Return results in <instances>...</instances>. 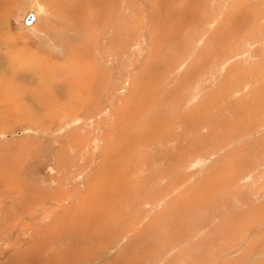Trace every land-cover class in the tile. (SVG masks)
<instances>
[{"label":"rangeland","instance_id":"obj_1","mask_svg":"<svg viewBox=\"0 0 264 264\" xmlns=\"http://www.w3.org/2000/svg\"><path fill=\"white\" fill-rule=\"evenodd\" d=\"M188 1L0 0V264H264V0Z\"/></svg>","mask_w":264,"mask_h":264},{"label":"bare ground","instance_id":"obj_2","mask_svg":"<svg viewBox=\"0 0 264 264\" xmlns=\"http://www.w3.org/2000/svg\"><path fill=\"white\" fill-rule=\"evenodd\" d=\"M88 1V0H87ZM172 1V0H171ZM174 1V0H173ZM35 2V1H34ZM187 2H189L188 0H187ZM39 3V2H38ZM41 3H39V5H40ZM87 4V3H86ZM89 4V3H88ZM176 4V3H175ZM185 4V3H184ZM78 5H80V4H78ZM90 5V4H89ZM197 5V4H196ZM43 6V5H42ZM44 7V6H43ZM182 7H184V5L182 6ZM88 9H90L89 8V6L87 7ZM43 9V8H42ZM75 9H76V7H75ZM77 9H78V7H77ZM92 9H94V6H93V8ZM154 9V8H153ZM187 9V8H186ZM185 9V10H186ZM40 10V9H39ZM166 10V9H165ZM179 10V9H178ZM95 11V10H94ZM169 11V10H168ZM182 11H183V8H181L180 10H179V12L181 13V14H183L182 13ZM188 11V10H187ZM186 11V12H187ZM190 11V10H189ZM45 12V11H44ZM63 12V11H62ZM80 13H81V15L78 13V15H77V20L75 19V14H74V16L72 17L71 15H70V17L68 18L70 21H72V22H74V23H70L71 24V29H72V27L73 26H75L77 29L80 27V25H83L84 24V26H85V24H87L88 26L90 25L92 28H94L93 26H92V24H94V22H88V21H86L85 19H83L84 17H85V15H84V13L82 12V11H79ZM157 12V11H156ZM176 12V11H175ZM174 12V13H175ZM178 12V11H177ZM185 12V13H186ZM46 13V12H45ZM44 13V14H45ZM71 13H74L73 11L71 12ZM163 13V12H162ZM28 14V13H27ZM26 14V15H27ZM68 14V13H67ZM155 14V13H154ZM161 14V13H160ZM176 14V13H175ZM178 14V13H177ZM180 14V15H181ZM64 15V14H63ZM162 15V14H161ZM68 16V15H67ZM88 16H89V14H88ZM92 16V15H91ZM159 16V15H158ZM173 16V15H172ZM185 15H183V17H184ZM36 19V18H35ZM171 19L172 18H170V21H171ZM64 20V19H63ZM67 20V19H66ZM78 20H81L80 21V23L78 24ZM173 20V19H172ZM35 21L36 20H34V25H35ZM65 21V20H64ZM69 21V22H70ZM174 21V20H173ZM68 22V21H67ZM69 22L67 23L68 24V26H69ZM172 22V21H171ZM179 22V21H178ZM98 23V22H97ZM168 23V22H167ZM186 23V22H185ZM188 23V22H187ZM96 24V23H95ZM119 24V23H118ZM33 25V24H32ZM34 25H33V27H34ZM30 27H32V26H29V28ZM32 27V28H33ZM65 27H66V25H65ZM118 27V26H117ZM163 27V26H162ZM229 27V26H228ZM84 28L85 27H83L82 29L84 30ZM182 28V27H181ZM65 29V28H64ZM71 29H69V31L71 30ZM80 29V28H79ZM82 29H81V31H82ZM87 29H88V27H87ZM89 29H91V28H89ZM215 29V28H214ZM228 29V28H227ZM66 30V29H65ZM72 30H74V28L72 29ZM76 30V29H75ZM102 30H103V28H102ZM150 30V29H149ZM223 30V29H222ZM232 30V29H231ZM78 31V30H77ZM88 31H93V30H88ZM105 31V30H104ZM214 32H215V30H213ZM212 31V32H213ZM226 32V31H225ZM65 33V32H64ZM68 34L67 35H69V33L70 32H67ZM124 33V32H123ZM71 34V33H70ZM79 34V33H78ZM98 34V33H97ZM220 34V33H219ZM216 35H217V32H216ZM69 36H71V35H69ZM157 36V35H156ZM72 37V36H71ZM226 37V36H225ZM250 37V36H249ZM89 38V37H88ZM90 38H92V37H90ZM217 38V37H216ZM215 38V39H216ZM231 38V37H230ZM74 39V38H73ZM220 39V38H219ZM223 39H224V37H223ZM163 40V39H162ZM88 41V40H87ZM159 41V40H158ZM164 41V40H163ZM69 42V41H68ZM93 42V41H92ZM155 42H156V37H155V34H153V39H152V44H154L155 45ZM162 42V41H161ZM160 43V42H159ZM70 44V43H69ZM122 44V43H121ZM163 42H162V47H163ZM68 45V44H67ZM158 45H160V44H158ZM66 46V45H65ZM70 47V46H69ZM38 48V47H37ZM154 48H156V47H154ZM159 48H160V46H159ZM64 49V48H63ZM120 49V48H119ZM66 50V49H65ZM151 57V56H150ZM43 62H45V61H47L45 58H43ZM89 60H90V58H89ZM150 60V59H149ZM148 60V61H149ZM147 61V60H146ZM147 61V62H148ZM151 62V61H150ZM46 63H49L48 61L46 62ZM95 64V63H94ZM91 65H93V64H90V66L89 67H85L84 66V68H79L78 67V65H77V63L76 62H74V61H72V64H71V68H74V66H77L78 67V70H79V72H73L75 75L73 76V78H71L70 79V82H74L75 84H78L77 86H79L78 88L81 90H85V89H87V87L88 86H90L91 84H92V82H93V79L95 78V84H98L99 83V78L101 77L100 75V71L99 70H97L96 72H95V69H97L96 68V66H91ZM11 66V65H10ZM9 66V67H10ZM37 66H40V64H36V65H34L32 68H30V69H32V70H34V72L37 74V78H39L40 79V81H41V83L42 84H45L46 83V78L47 77H42V74L41 73H43V74H46V73H48L49 71H51V67L49 66V65H47L45 68H44V70L40 73V71L39 70H37L38 69V67ZM145 68H146V66H145ZM149 68V67H148ZM152 69V68H151ZM17 70V69H16ZM65 70V69H64ZM143 70V69H142ZM12 71H13V69H12ZM82 71V72H81ZM83 71H86V73H87V75L85 76V77H83L82 76V78L80 79V77H81V75H82V73H83ZM92 71L94 72V73H92ZM10 72V71H9ZM15 72V71H14ZM85 73V72H84ZM65 74V73H64ZM70 75H71V73H70ZM12 76V75H11ZM10 76V77H11ZM72 76V75H71ZM103 77V76H102ZM67 78H68V76H67ZM6 79V78H5ZM5 79H3V80H5ZM9 80H10V78H9ZM14 80V79H13ZM51 80V79H50ZM60 80V79H59ZM15 81V83H16V80H14ZM30 81V80H29ZM54 81V80H53ZM101 81V80H100ZM33 82V81H32ZM57 82V81H56ZM12 84H13V86H12V84L10 85L9 84V87L10 86H12V87H16V88H20L18 85L19 84H17V86H15V84L13 83V81L11 82ZM40 84V82H36L35 84ZM3 84V83H2ZM94 84V85H95ZM50 85V84H49ZM56 85V84H55ZM71 85V84H70ZM139 85V84H138ZM144 85V84H143ZM35 86V85H34ZM44 86H46V85H44ZM57 86V85H56ZM93 86V85H92ZM95 86H97V85H95ZM140 87L142 86V85H139ZM42 87H43V85H42ZM150 87V86H149ZM38 88V87H37ZM97 88V87H96ZM143 88V87H142ZM144 88H146V87H144ZM0 89H2V91L0 90V94H1V99L4 101V103H6V101H8L9 103H11V108H13V106H14V104H15V101L16 102H18L19 101V99L17 98V97H15V94H16V91L14 92V91H12L13 89H11V88H8V86H6V87H3V88H0ZM139 89V88H138ZM141 89V88H140ZM147 89V88H146ZM19 90V91H18ZM17 91H18V93H19V95L22 93L23 94V92L25 91L24 89H22V88H20V89H18ZM24 90V91H23ZM29 90H31V89H29ZM38 90H41V89H37L36 91H38ZM50 90V89H49ZM148 90V89H147ZM23 91V92H22ZM35 91V90H34ZM53 91V90H52ZM82 91V92H83ZM139 91H143V89H141V90H139ZM48 92V91H47ZM56 92H58V91H56L55 90V93ZM146 92H148V91H146ZM38 93V94H37ZM59 93V92H58ZM57 93V94H58ZM151 93V92H150ZM29 94H31V96H33V100H38V102H37V104H41L42 103V106L43 105H46V104H48V100H49V97H48V94H50V93H45V92H43V91H38V92H36V93H32V91L29 93ZM56 94V95H57ZM72 94V93H71ZM78 94H80V93H78ZM86 94V93H85ZM90 94V93H89ZM94 94V93H93ZM98 94V93H97ZM152 94V93H151ZM10 95V96H9ZM18 95V94H17ZM24 95V94H23ZM26 95H28V94H26ZM81 95V94H80ZM8 96H9V98H8ZM22 96V95H21ZM53 96V95H52ZM58 96H61V95H58ZM144 96V95H143ZM151 96V95H150ZM155 96V95H154ZM26 97V96H25ZM69 97H71V96H69ZM80 97V96H79ZM22 98V97H21ZM38 98V99H37ZM60 98V97H59ZM82 98V97H81ZM133 98H135V94L128 100V103L130 102V101H132V99ZM142 98V97H141ZM141 98L139 97V100H140V102H142V100H141ZM53 99V98H52ZM62 99V98H61ZM51 100V99H50ZM83 100H84V98H83ZM98 100V99H97ZM155 100V99H154ZM21 102L23 101V100H20ZM53 101H54V99H53ZM52 101V102H53ZM92 101V100H91ZM152 101H153V99H152ZM36 102V101H35ZM88 102V101H87ZM97 102V101H96ZM139 102V101H138ZM33 103V102H32ZM57 103V102H56ZM93 103H95V102H93ZM133 103V102H132ZM147 103V102H146ZM25 104H26V102H25ZM28 104V103H27ZM62 104V103H61ZM72 104V103H71ZM85 104V103H84ZM24 105V104H23ZM63 105V104H62ZM127 105L128 104H126L122 109H123V111H121L123 114L122 115H124V111L126 110V108H127ZM132 105V104H131ZM138 105V104H137ZM7 106V105H6ZM5 106V107H6ZM16 106V108L17 107H19V105H18V103L15 105ZM27 106V105H26ZM29 106V105H28ZM8 107V106H7ZM46 107V106H45ZM51 107V106H50ZM59 107V106H58ZM57 107V108H58ZM62 107V106H61ZM65 107V106H64ZM68 107V106H67ZM134 107V106H133ZM2 108H3V106H2ZM75 108V107H74ZM136 108V107H135ZM189 108V107H188ZM8 109V108H7ZM46 109H47V107H46ZM54 109H56V108H54ZM60 109V108H59ZM63 108H61L60 109V115H61V112H64L65 110V108L63 109L64 111H61ZM139 109V108H138ZM28 110H29V108H28ZM52 110V109H51ZM67 110V109H66ZM121 110V109H120ZM119 110V111H120ZM134 110V109H133ZM13 111H15V109L13 110ZM33 111V110H32ZM55 110H53V112H54ZM56 111H58V110H56ZM130 111H132V110H130ZM6 112V111H5ZM4 112V113H5ZM21 112L23 113V109L21 108ZM36 112V111H35ZM65 112H67V111H65ZM127 112V111H126ZM129 112V111H128ZM134 115H135V117H136V114H137V110L135 109L134 111ZM7 113V112H6ZM12 113V112H11ZM19 113H20V111H19ZM32 113V112H31ZM49 113V111L46 113V115ZM57 113V112H56ZM142 113V112H141ZM8 114V113H7ZM36 114V113H35ZM43 114V113H42ZM115 114V113H114ZM130 114V113H129ZM26 115V114H25ZM57 115V114H56ZM67 115H68V113H67ZM117 115V114H116ZM126 115V114H125ZM181 115H182V113H181ZM192 115H194V114H192ZM15 116V115H14ZM21 116V115H20ZM22 116H24L23 114H22ZM27 116V115H26ZM30 116V115H29ZM48 116V115H47ZM51 116H52V114H51ZM50 116V117H51ZM17 117V116H16ZM56 117V116H55ZM125 118H126V116H124ZM20 118V117H19ZM28 118H30V117H28ZM33 118H34V116H33ZM179 118V117H178ZM119 119V118H118ZM118 119H117V121H118ZM144 119V118H143ZM183 119V118H182ZM184 119H186V118H184ZM6 120V119H5ZM30 120H32V119H30ZM34 120V119H33ZM121 120V119H120ZM180 120V119H179ZM179 120H178V122H179ZM122 121V120H121ZM127 121V120H126ZM137 121H139V120H137ZM46 122V121H45ZM169 122V121H168ZM35 123V122H34ZM129 123V122H128ZM118 125V124H117ZM183 125V124H182ZM38 126V125H37ZM125 126V125H124ZM140 127V126H139ZM166 127V126H165ZM124 130V129H123ZM123 133V132H122ZM129 139V138H128ZM130 143V142H129ZM128 143V144H129ZM117 154V153H116ZM119 154V153H118ZM15 161V160H14ZM1 163V162H0ZM113 166V165H112ZM117 166V165H116ZM112 168V167H111ZM111 168H109L108 170H106L105 171V174L103 175V176H105V177H108V176H111L110 175V169ZM5 169L3 168V170L2 171H4ZM115 170V169H114ZM119 170L120 169H118V171L117 172H119ZM1 171V170H0ZM113 171V170H112ZM116 171V170H115ZM9 171H7L6 172V174L8 173ZM17 172V171H16ZM114 172V171H113ZM122 172V171H121ZM3 173V172H2ZM5 174V172L3 173V175L1 174V172H0V178H2V179H4V180H7V175ZM2 175V176H1ZM14 179V178H13ZM97 180H98V178H96ZM117 178L115 177V178H113V179H110V180H106V181H102V183H100L102 186H109L114 180H116ZM122 180V179H121ZM201 181V180H200ZM15 182H17V180H15ZM212 182V181H211ZM117 183V182H116ZM5 184V183H4ZM7 184V183H6ZM113 184V183H112ZM5 186V185H4ZM15 186V185H14ZM95 186V187H94ZM115 186V185H114ZM117 186V185H116ZM209 186H211V185H209ZM16 187V186H15ZM93 187V188H92ZM13 188V187H12ZM19 189H21L20 187H19ZM116 189H118V188H116ZM87 194H86V197L87 196H89L90 198H92V193L95 191L96 193H97V191H98V184H96L95 182L89 187L88 186V188H87ZM101 190V189H100ZM105 190V189H104ZM8 191V190H7ZM38 191V190H37ZM96 193H94V194H96ZM206 193H208V192H206ZM4 194V193H3ZM6 194V193H5ZM9 194V193H8ZM101 194H103V193H101ZM113 194V193H112ZM14 195V194H13ZM12 195V196H13ZM16 195V194H15ZM100 195V194H99ZM105 195V194H104ZM201 194L198 192V195H197V199L199 198V196H200ZM0 196H2V193H1V195ZM43 196H45V194L43 195ZM3 197H6V196H4L3 195ZM16 197H18L17 195H16ZM24 197V196H23ZM85 197V198H86ZM99 197H101V196H99ZM117 197H120V194H119V196L117 195ZM116 197V198H117ZM11 198V197H10ZM15 198V197H14ZM21 198V197H20ZM19 198V199H20ZM207 198V197H206ZM211 198V197H210ZM121 199V198H120ZM122 199H123V197H122ZM122 199H121V202H122ZM190 199H191V197H190ZM69 200V199H68ZM107 200V199H106ZM119 200V199H118ZM90 201V200H89ZM193 200L191 199V201L190 202H192ZM200 201V200H199ZM217 201V200H216ZM20 202V201H19ZM24 202V201H23ZM120 202V203H121ZM125 202V201H124ZM194 202V201H193ZM86 204V202H85V199H83V200H81V201H79L77 204H76V206H74L73 208H72V212L69 214V215H79L80 216V214L82 213V211H83V209H82V207H84V205ZM103 204V203H102ZM108 204H110V203H108ZM190 205L192 204V203H189ZM262 204V203H261ZM11 205V204H10ZM12 206V205H11ZM10 206V207H11ZM14 206V205H13ZM20 206V205H19ZM26 206V205H25ZM78 206H80V207H78ZM109 206H111V205H109ZM22 207V206H21ZM89 209H92V208H89ZM5 210H7V209H5ZM64 210V209H63ZM88 210V207H87V204H86V210H84V211H87ZM111 210V209H110ZM18 211V210H17ZM24 211V210H23ZM83 211V212H84ZM7 212L9 213V211L7 210ZM6 211H5V213H7ZM26 212V211H25ZM24 212V213H25ZM4 213V214H5ZM19 213V212H18ZM3 214V213H2ZM11 214V213H10ZM16 214V213H15ZM43 214V213H42ZM62 214H60V216H61ZM68 215V216H69ZM59 216V217H60ZM67 216V215H66ZM11 217H13V215L11 216ZM10 217V218H11ZM29 217H24V219H28ZM82 218V217H81ZM78 219V218H77ZM237 219H239V218H237ZM240 220V219H239ZM9 221V220H8ZM29 221V220H28ZM79 221H80V219H79ZM231 221V220H230ZM251 221V220H250ZM78 222V221H77ZM17 223V222H16ZM72 223V222H71ZM73 223H75V221L73 222ZM77 224V223H76ZM22 227H23V224L22 225H20V229H22ZM1 231V230H0ZM10 231V230H9ZM94 231V230H93ZM92 231V232H93ZM21 234V233H20ZM25 234V233H24ZM237 234V233H236ZM10 235V234H9ZM21 236V235H20ZM5 237V236H4ZM13 240V239H12ZM10 246V245H9ZM8 246V247H9ZM66 246V245H65ZM7 247V248H8ZM12 248V247H11ZM17 248V247H16ZM9 250V249H8ZM13 250V249H12ZM12 250H11V252H12ZM5 251V250H4ZM6 252V251H5ZM67 252V251H66ZM9 253V252H8ZM7 253V254H8ZM12 256V255H11ZM52 257V256H51ZM73 259V258H72ZM72 262V261H71ZM70 262V263H71Z\"/></svg>","mask_w":264,"mask_h":264},{"label":"water","instance_id":"obj_3","mask_svg":"<svg viewBox=\"0 0 264 264\" xmlns=\"http://www.w3.org/2000/svg\"><path fill=\"white\" fill-rule=\"evenodd\" d=\"M35 18V14L33 12H28L27 15L24 17V25L29 27L33 24Z\"/></svg>","mask_w":264,"mask_h":264},{"label":"crops","instance_id":"obj_4","mask_svg":"<svg viewBox=\"0 0 264 264\" xmlns=\"http://www.w3.org/2000/svg\"><path fill=\"white\" fill-rule=\"evenodd\" d=\"M26 15V14H25ZM36 18V17H35ZM32 26V25H31ZM11 47H13V44H12V46ZM43 62V61H42ZM50 67H52L51 65H50V63L48 64ZM20 85V84H19ZM21 86V85H20Z\"/></svg>","mask_w":264,"mask_h":264}]
</instances>
